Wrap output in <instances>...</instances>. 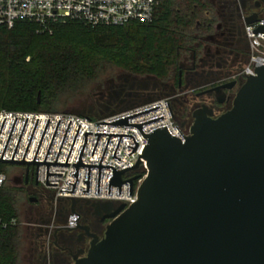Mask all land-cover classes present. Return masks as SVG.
Segmentation results:
<instances>
[{"label":"water","instance_id":"water-1","mask_svg":"<svg viewBox=\"0 0 264 264\" xmlns=\"http://www.w3.org/2000/svg\"><path fill=\"white\" fill-rule=\"evenodd\" d=\"M246 21L247 23L264 21V10ZM257 33L264 34V26L253 31V34ZM255 73L256 76H246L248 79L233 100L231 109L226 113L213 118V112L207 110V107L195 112L191 136L184 137V141L172 136L167 128L155 130L150 135L143 132L144 124L161 120L163 117L140 125L128 124V119L160 107L114 123L99 124L137 128L143 138L148 140L141 157L146 159L149 173L137 190V201L128 208L124 204L116 207L112 202L93 204L102 205V208L97 210L107 214L104 219L112 221L107 226L105 238L101 241L96 235L89 233V228L77 225L80 230L86 231L93 241L85 257L77 259L79 254L84 253L82 250L78 251L77 256H73L71 252L75 264H264V66L257 68ZM40 99L41 93L38 94V103ZM218 101L223 102L219 99ZM5 121L6 119L0 134ZM16 121L17 118L0 163L20 166L37 164L36 185L39 165H47V185L57 186L48 184L49 176L61 177L62 174H49V165H70L67 162L81 126L79 125L66 163H57V159L72 121L69 123L55 163L46 162L61 120L58 122L45 161L35 162L50 119L34 160L25 161L39 121L37 119L23 160L14 161L27 118L12 160H3ZM92 134H85V143L79 160L77 164H73L77 172L73 176L77 180L75 185L71 184L72 192L63 190L62 192L74 194L79 179V167H88V181H84V184H87V191L83 193H89L92 167L99 168L98 194L101 168H104L113 169L109 194L111 186H115L119 188V195H122V185L129 182L132 196L134 181L141 176L133 177L124 183L122 176L136 172L142 160L136 166L122 171H117L111 166H101V163L111 136L120 137L113 157L119 161L121 160L116 157V153L122 137L133 136L95 133L98 139L92 156L101 135L109 136V140L100 164L85 165L81 157L87 136ZM133 141L136 146L132 153L138 147L134 138ZM28 181L27 167L24 180L15 177L12 183L14 186H20L23 183L28 184ZM71 199V212L78 217L76 221L78 222L80 215L75 210L79 201ZM30 201L36 202V199ZM59 203L64 204L67 201L60 200ZM90 203L86 202L88 205ZM83 235L78 240H81ZM55 244L57 245V240Z\"/></svg>","mask_w":264,"mask_h":264},{"label":"built area","instance_id":"built-area-1","mask_svg":"<svg viewBox=\"0 0 264 264\" xmlns=\"http://www.w3.org/2000/svg\"><path fill=\"white\" fill-rule=\"evenodd\" d=\"M163 0H0V27L13 28L17 22L35 23L40 26H46L49 22L55 21H81L86 25L92 27H110V26H124L129 23H149L154 18L155 9ZM264 26V21H258L249 25L247 29L248 40L250 42L251 57L248 65L245 67L244 75L247 77L256 76V69L264 66V34H253V31L259 27ZM247 76V77H246ZM151 112L128 119V124L140 125L155 119L161 120L144 124L142 129L146 135L158 129L167 128L168 132L184 141L185 138L191 136V127L183 128L174 119L171 98L163 97L159 99L150 100L133 107L116 111L112 114L100 117L91 118L85 115L74 113H47V112H22V111H0V130L4 119H6L2 132L0 134V159L17 118L10 140L8 142L3 160H12L19 138L21 136L26 119L28 118L23 135L21 137L19 146L14 156V161H22L31 139L33 130L35 128L37 119H39L33 134L31 143L25 156V161H33L45 131L48 120L49 124L39 148L35 162H44L47 152L49 150L51 141L53 139L58 122L60 121L58 130L50 148L46 162L55 163L63 139L67 132L65 141L60 151L57 163H66L72 144L74 142L79 125L80 130L75 140L73 149L67 164L69 166H54L49 165V174H62L61 177L49 176L48 184H57V186L47 185V165H39L38 185L44 190L54 193L56 205L60 204V200L67 201V206L71 210V198L78 200L75 212L81 215L80 204L88 202H112L117 207L124 204L126 208L133 205L137 201V190L139 186L147 178L149 169L147 161L142 158L148 140L143 138L140 131L135 127L128 126H113V125H99L102 123H114L125 118L158 108ZM178 128V129H177ZM93 133L87 136V143L81 157L85 165H99L102 159L104 150L106 148L109 136L101 135L95 148L98 135L96 134H117V135H132L138 147L134 153L133 148L136 144L132 137H122L119 144L116 157H114L120 137L111 136L107 150L105 152L101 166H111L117 171L136 166L142 160L139 169L136 172H130L129 175L123 174V183L133 177L141 176L134 181V188L132 196H130L131 184L126 182L122 185V195H119V188L111 186V194H109L110 179L113 177V169L101 168L100 178V193L98 194L99 182V168H92L90 172V186L89 193L87 191L88 181V167H79V179L73 193V185L76 183V169L73 164H77L82 148L85 143V134ZM185 137V138H184ZM132 148H130V147ZM132 153L131 155H129ZM141 157V159H140ZM25 167L21 175H15L24 180L27 173L29 179H35L37 176V164H29ZM9 179L5 174H0V188L7 185ZM70 183V184H69ZM73 184V185H71ZM68 198V199H67ZM78 217L71 212L69 216V225L74 227ZM18 220L13 219L12 225H16ZM5 226L4 222L0 220V226Z\"/></svg>","mask_w":264,"mask_h":264},{"label":"flooded vegetation","instance_id":"flooded-vegetation-1","mask_svg":"<svg viewBox=\"0 0 264 264\" xmlns=\"http://www.w3.org/2000/svg\"><path fill=\"white\" fill-rule=\"evenodd\" d=\"M193 7L195 11H191L183 22L187 25V28L182 27L186 37L177 50V66L168 81L163 83L154 76H139L120 70L109 81L107 95L101 94L97 109L85 116L100 118L149 100L170 97L175 121L187 128L195 122L194 113L204 107L213 112V118L231 109L246 81L244 70L251 57L247 29L256 22L247 23L246 19L262 13L264 2L198 0ZM218 99L223 102L219 103ZM17 189L19 193L37 196L28 199L41 201V209L32 216L37 219L27 224L28 264H75L73 256L81 250L84 253L77 259L85 257L93 238L78 226L89 228V233L96 235L99 241L105 238L112 220L104 219L107 214L97 210L102 205H93L95 202L80 204V219L71 227L68 226L71 210L67 204L56 205L54 193L40 188L35 179H29L28 184L23 183ZM50 203L54 207L47 215L43 209L45 205L50 208ZM82 234L83 238L78 240ZM56 240L64 250L55 244Z\"/></svg>","mask_w":264,"mask_h":264},{"label":"trees","instance_id":"trees-1","mask_svg":"<svg viewBox=\"0 0 264 264\" xmlns=\"http://www.w3.org/2000/svg\"><path fill=\"white\" fill-rule=\"evenodd\" d=\"M198 0H163L149 23L92 27L81 21L0 27V111L58 113L61 94L95 79L108 65L167 79L184 42L183 22ZM187 12V13H186ZM41 93L40 103L38 94ZM18 189L0 188V264H20L23 226ZM13 219L18 220L12 225Z\"/></svg>","mask_w":264,"mask_h":264},{"label":"rangeland","instance_id":"rangeland-1","mask_svg":"<svg viewBox=\"0 0 264 264\" xmlns=\"http://www.w3.org/2000/svg\"><path fill=\"white\" fill-rule=\"evenodd\" d=\"M121 69L117 68L114 65L106 66L103 71H101L98 76L93 80L84 81L78 85H75L73 88H69L65 90L57 104L55 105V109L58 113H74L79 115H89V111L96 110V103L99 100L101 94L107 95V87L109 81L119 73ZM123 71V70H122ZM155 77V76H154ZM160 79V78H158ZM166 83L167 79H160ZM98 117V116H97ZM96 118V117H94ZM25 167L20 165L13 164H3L0 163V174H5L9 179L7 185L17 188L18 186H14L12 183V178L15 175H21L24 172ZM27 197H37L33 194H22L19 193L18 197V212L20 217L21 225L23 226V243H22V259L20 264H28L29 258V238H26L27 224L31 222V220H36L33 214L41 205V201L31 202ZM44 211L49 215L52 211L51 208L54 207V204L50 203L49 205H45ZM50 212V213H48ZM45 213V212H44Z\"/></svg>","mask_w":264,"mask_h":264}]
</instances>
